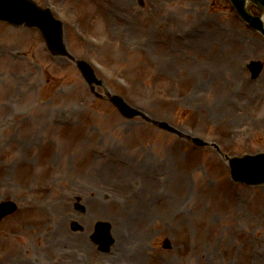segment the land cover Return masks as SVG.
<instances>
[{"label": "rangeland", "instance_id": "obj_1", "mask_svg": "<svg viewBox=\"0 0 264 264\" xmlns=\"http://www.w3.org/2000/svg\"><path fill=\"white\" fill-rule=\"evenodd\" d=\"M36 2L60 5L71 54L101 64L106 89L148 119L167 120L232 154L264 150V72L253 80L240 69L245 58L264 62V39L239 20L229 0ZM106 64L125 71L132 88L115 84ZM39 125L52 131H38ZM42 133L54 136L51 143ZM108 143L124 154L118 166L115 156L101 154ZM97 160L115 170H94ZM142 160L143 169L135 164ZM168 166L177 167L180 185L172 183L177 173L171 179ZM46 180L50 185L42 189ZM8 198L23 207L0 221V264H19V258L23 264L33 251L42 261L44 250L52 257L64 247L93 249L86 236L99 220L117 235L120 245L107 255L119 264L136 262L132 254L142 264H264V187L234 183L213 146L198 147L141 117L125 118L90 91L71 59L51 54L38 29L3 23L0 200ZM74 221L81 230H73ZM167 239L171 247H164ZM138 245L139 253L133 251ZM92 253V260L106 254Z\"/></svg>", "mask_w": 264, "mask_h": 264}, {"label": "water", "instance_id": "obj_2", "mask_svg": "<svg viewBox=\"0 0 264 264\" xmlns=\"http://www.w3.org/2000/svg\"><path fill=\"white\" fill-rule=\"evenodd\" d=\"M236 5L241 17L246 20L252 27L261 30L264 33V24L262 23V18L252 16L246 11L245 8V0H233ZM261 7L264 10V0H257ZM0 13L8 14L9 9L0 8ZM33 13L37 16H41V12H39L36 8H34ZM43 13L47 14V12L43 11ZM10 18V17H5ZM12 20V19H11ZM17 20V19H14ZM13 22H16L14 21ZM29 23L33 24V20L26 19ZM125 113H129L126 105L121 102H117ZM199 143V142H197ZM201 144V143H199ZM230 164L232 167V174L236 180L246 181L249 183H253L257 181L258 183L264 182V155L257 156H248L245 158H233L230 159Z\"/></svg>", "mask_w": 264, "mask_h": 264}, {"label": "bare ground", "instance_id": "obj_3", "mask_svg": "<svg viewBox=\"0 0 264 264\" xmlns=\"http://www.w3.org/2000/svg\"><path fill=\"white\" fill-rule=\"evenodd\" d=\"M199 43H201V41L199 42ZM4 106V105H3ZM45 121H46V119H45ZM30 123H32V122H30ZM37 124H38V122H37ZM54 124H55V121H54ZM42 126H44V125H39L37 128L39 129H37L38 131H40L41 130V128H42ZM44 128H45V126H44ZM43 131H45L46 133L47 132H51L52 130L50 129V128H48V127H46ZM107 150H108V152L109 153H107L106 154V156L105 157H107V155H109V157L111 158V157H114V161L115 162H117V163H119V161L121 160V155H123L124 156V154H122L121 152H119L118 150H112V146L111 145H108V147H107ZM97 158L98 159H100V160H103V158H102V156L100 157L99 155H97ZM95 165L93 166V169L94 170H96V171H103L104 173H106V172H109V171H113V170H115V168H114V166L113 165H111L110 166V168L109 169H107V167H108V165L109 164H111L110 162H107V161H105V162H102V161H95ZM135 164H137L138 166H141V169H143V168H145L146 166H147V160H142V161H140V162H138V163H135ZM99 165H103L102 167H100ZM169 165H172V163L171 164H169ZM97 168V169H96ZM99 168V169H98ZM167 169L171 172V179L173 178V176L177 173V175H176V179L173 181V180H171L172 181V183L174 184H177V185H180L179 184V181H178V179H179V174H178V172H177V167H171V166H168L167 167ZM149 171H151V173H154V171H155V168L154 169H151V167H149L148 169H147V172H149ZM158 174V173H157ZM162 175V174H161ZM135 179H136V177H135ZM180 181H181V184L183 185V186H185L186 185V183H187V180H186V178L183 176V174H181L180 175ZM122 188L123 189H126V190H128L127 189V187L126 186H122ZM186 188V187H185ZM134 203H137L136 201L134 202ZM133 203V204H134ZM148 205V203H146V206ZM134 206H135V209L137 210V208H138V206H139V204L137 203L136 205L134 204ZM52 225L53 224H51V227H52ZM55 227V226H54ZM65 233V235H67V237H70L71 235L68 233V232H64ZM73 240H76V237H74V239ZM127 241H129V240H127ZM120 244V243H119ZM72 259H74V260H77L76 258H72ZM136 263L137 264H141V258H140V256H137L136 258ZM31 260V259H30Z\"/></svg>", "mask_w": 264, "mask_h": 264}]
</instances>
